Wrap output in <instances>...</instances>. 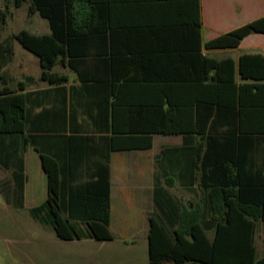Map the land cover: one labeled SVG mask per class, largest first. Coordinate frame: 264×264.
Returning a JSON list of instances; mask_svg holds the SVG:
<instances>
[{
    "label": "trees",
    "instance_id": "16d2710c",
    "mask_svg": "<svg viewBox=\"0 0 264 264\" xmlns=\"http://www.w3.org/2000/svg\"><path fill=\"white\" fill-rule=\"evenodd\" d=\"M27 1H30L29 13H38L46 19L51 32L36 35L20 30L13 37L38 56L41 79L52 85L62 84L68 79L54 71L59 64L76 71L82 81L95 78V73L85 67L89 64L85 57H94L98 53L99 57H104L101 60L107 62L106 56H101L107 49L103 50L99 44L109 47L111 70L121 64L138 63L140 66L143 63L142 52L136 48L141 46L134 49L126 40H147L146 67L161 74L142 77L137 74L139 69L135 68L134 74L129 71L125 75L113 76V85L148 82L166 90L163 93L165 103L162 100L155 109L159 122L149 128L118 127L115 101L114 136L110 138L109 152L148 150L152 148V135L155 133L200 136V187L209 191L213 212L220 216L216 220V257L211 263L264 264V256L257 257L254 244L256 223L262 221L264 224V167L255 175L243 171L260 144L264 146V56L241 57L242 77H252L245 73V60L257 58L261 61V74L258 73L257 79L262 82L242 85L240 107L223 109L219 101L217 103L210 98L212 90H221L222 62L216 63L203 53L204 49L237 48L249 35H264V16L203 43L201 0H14V6L19 8ZM9 15L6 3L4 9L0 8V30ZM66 58H69L67 63ZM214 69L217 72L209 77ZM215 76L218 84L207 82L209 78L213 81ZM33 83L34 78L27 77L18 83L17 90L6 85L0 89V164L12 169L15 179L23 177L22 167L17 164L22 162L17 138L26 131L27 99L24 91ZM177 88L186 90L188 97L178 99L174 94ZM252 89L255 92H251ZM190 90L196 91L192 98ZM215 103L217 108L213 107ZM165 104L167 108H164ZM224 118H230L231 122L224 123ZM80 140L83 141L70 146L71 180L64 204L59 196V169L50 158L41 154L47 174L48 196L45 205L32 211L35 214L46 209L50 218L38 221L52 227L61 240H111L109 160L106 158L94 167L89 180L77 182L73 169L97 150L94 138L81 137ZM35 216L38 217L37 214ZM180 227L193 231L200 229L201 225L198 219L186 216ZM160 230L164 227L151 217L150 264H159L163 259L155 248ZM221 255H224V260H221Z\"/></svg>",
    "mask_w": 264,
    "mask_h": 264
},
{
    "label": "crops",
    "instance_id": "0c3cea01",
    "mask_svg": "<svg viewBox=\"0 0 264 264\" xmlns=\"http://www.w3.org/2000/svg\"><path fill=\"white\" fill-rule=\"evenodd\" d=\"M8 3L10 14L17 9L27 6L30 1L21 7L14 6V0H4ZM202 5V41L208 42L221 34L230 32L248 22L264 16V0H201ZM36 13H31L35 15ZM206 29V35L203 30ZM51 32L49 23L41 33ZM206 36V39H205ZM103 43V42H101ZM134 49L141 50L143 62L133 65L121 64L111 70L109 47L103 61L98 53L94 57H85L95 78L82 81L77 72L67 65H57L54 71L67 76V81L59 85H52L41 79V75L34 76L24 73L22 63L11 64L6 58H2L0 72L13 73L18 89V83L25 81L27 77H33L34 83L26 87V131L17 138L18 153L22 158L21 165L23 177L15 179L12 169H6L0 164V169L8 176L0 180V188L13 190L5 192L11 204L23 209L29 205L28 211L33 220L49 219L46 209L35 212V208L45 205L48 196L47 174L43 168L41 154L50 158L57 165L60 173L59 196L62 204L67 199V187L70 179V146L71 143H79L81 137L94 138L97 147L96 153L88 159L82 160L74 170L77 182L83 183L89 180L94 167H98L106 158L109 160L111 171V221L110 230L113 239L98 241L93 239H81L99 243L96 248L95 264H150V218L154 217L163 227L156 243L158 254L161 255L159 264H213L216 237V220L220 218L212 209V202L208 190L200 187L201 171L198 163L200 142L202 139L196 134L192 135H165L153 134V145L148 150H131L109 152L110 138L114 136V102L117 101L116 125L124 129L134 127L149 128L157 119L158 104L166 101V90L154 84L143 83L141 85L128 84L125 86L113 85V76L125 73L134 74L135 68L139 69L138 75L150 77L160 75L151 72L146 67L148 48L147 40H126ZM100 48V49H101ZM11 48H4L7 53ZM131 52V51H130ZM132 52H135L132 50ZM146 53V54H145ZM209 59L216 63L222 62L220 70L221 90H212L210 98L223 109L239 108L241 86L256 84L261 74V61L257 58H248L243 63L247 76L240 73L241 57L243 55L264 56V35L252 34L244 38L237 48L203 50ZM69 58L65 59L67 63ZM147 68V70H146ZM217 69L209 73L215 75ZM21 78V79H18ZM208 83L218 84V80ZM3 85V86H4ZM174 94L178 99L187 98L188 92L177 88ZM251 92H255L252 89ZM196 91L190 90V97ZM245 93V92H244ZM214 108L218 105L215 103ZM167 108V105H164ZM143 112L139 113L138 110ZM224 123L231 119L224 118ZM127 132H129L127 130ZM137 132V131H134ZM118 134V133H117ZM135 134V133H132ZM74 145V144H73ZM18 154V155H19ZM50 161V160H49ZM50 163V162H49ZM10 164V168H11ZM264 167V146L260 144L259 150L250 156L248 166L243 167L249 174L260 173ZM14 170V169H13ZM74 179V176H73ZM138 190H142L138 192ZM65 216H67L65 214ZM198 219L201 228L191 230L181 228V222L185 217ZM141 217L142 227L138 231L130 232L129 227L136 226L129 223L131 220ZM112 221H126L125 229L115 234L111 229ZM258 225L263 227L259 232ZM259 237L262 241L259 243ZM80 241V240H77ZM254 244L258 258L264 256V224L256 223ZM224 246L221 249L224 250ZM177 258V259H176ZM221 255V260H224Z\"/></svg>",
    "mask_w": 264,
    "mask_h": 264
},
{
    "label": "rangeland",
    "instance_id": "374dc122",
    "mask_svg": "<svg viewBox=\"0 0 264 264\" xmlns=\"http://www.w3.org/2000/svg\"><path fill=\"white\" fill-rule=\"evenodd\" d=\"M0 8H5L4 0H0ZM48 26V21L38 13L31 15L27 6L17 9L7 17L6 23L0 30V63L6 58L11 64L22 63L24 73L40 76L42 68L40 60L31 51L23 47L13 35L20 30L30 33H41ZM206 35V29L203 30ZM206 39V36H205ZM11 48L7 53L4 48ZM0 89L4 84L17 86L13 73L2 72ZM21 79V78H18ZM8 176L0 169V180ZM142 190H138L140 192ZM5 192L13 190L0 188V264H95L96 248L99 243L85 240H61L56 236L52 227L45 223L33 220L26 205L21 209L5 198ZM132 226L127 230L138 231L142 227L141 217L129 222ZM127 222L112 221L111 229L115 234L125 229ZM259 232L263 230L258 225ZM262 237H259V243Z\"/></svg>",
    "mask_w": 264,
    "mask_h": 264
}]
</instances>
